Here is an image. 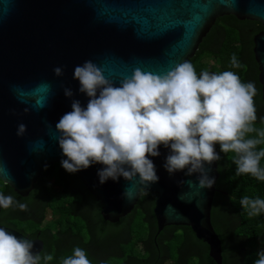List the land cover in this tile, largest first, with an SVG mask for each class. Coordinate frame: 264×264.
Returning <instances> with one entry per match:
<instances>
[{
  "label": "water",
  "instance_id": "95a60500",
  "mask_svg": "<svg viewBox=\"0 0 264 264\" xmlns=\"http://www.w3.org/2000/svg\"><path fill=\"white\" fill-rule=\"evenodd\" d=\"M218 21L238 32L244 81L255 84L257 120L264 119V0H0V193L27 205L26 211L15 203L0 207V227L18 239L33 240L34 254L53 256L48 264H61L77 246L91 264H102L121 257L117 244L130 242L128 224L139 208L148 229L142 243L148 259L127 258L124 264H163L168 257L161 242L176 230L183 237L177 264L189 257L198 264H242L246 238L232 235L238 217L226 197V162L219 144L220 159L205 165L215 178L211 188L200 189L199 174L187 176L186 169L170 175L163 167L170 149L163 145L159 156L149 157L159 180L147 191L138 192V177L101 184V164L76 173L61 166L63 192L81 196L69 210L84 220L88 244L67 230L56 233L53 243L45 231L26 235L5 224L42 219L47 197L41 177L66 158L55 125L71 111L73 99L87 104L73 79L75 66L91 60L116 86L137 67L163 74L185 60L192 62L202 50L216 52L223 38ZM56 67L63 69L62 76L54 74ZM44 84L47 90H41ZM64 87L73 90L72 98L64 95ZM20 123L27 126L22 137L16 134ZM126 187L138 193L131 201L123 198ZM142 192L150 197L139 203Z\"/></svg>",
  "mask_w": 264,
  "mask_h": 264
},
{
  "label": "clouds",
  "instance_id": "9594fccd",
  "mask_svg": "<svg viewBox=\"0 0 264 264\" xmlns=\"http://www.w3.org/2000/svg\"><path fill=\"white\" fill-rule=\"evenodd\" d=\"M230 65L240 68L233 54ZM54 74L63 75L56 67ZM73 79L79 82L78 92L86 95L87 104L73 99L71 111L56 123L57 141L62 155L63 169L76 173L93 164L104 167L98 170L101 184L123 177L147 188L158 182L156 168L149 157L160 155L163 145L170 149L163 167L173 175L187 170L185 175L198 173L197 186L211 188L215 178L210 177L213 162L220 159L215 150L219 144L223 153H234L237 175H250L264 181V129H257L253 82H242L233 71L197 75L190 61L176 64L163 74L134 68L130 76H123L116 86L104 71L91 60L74 68ZM63 87V86H62ZM44 84L41 90H47ZM68 98L74 96L69 87L63 88ZM40 104V102H37ZM42 106V105H41ZM25 113L29 109H24ZM27 126L20 123L17 136H23ZM256 136L249 138V134ZM184 181H181L183 183ZM192 182H189L191 186ZM126 187L123 198L131 201L137 196ZM21 211L27 205L14 201L10 195L0 193V207L14 205ZM241 207L249 217L264 213V199L242 197ZM34 241L18 239L0 227V264H48L51 254L33 253ZM253 264H264V250L257 252ZM61 264H91L86 251L79 246L70 256L62 257Z\"/></svg>",
  "mask_w": 264,
  "mask_h": 264
},
{
  "label": "trees",
  "instance_id": "16d2710c",
  "mask_svg": "<svg viewBox=\"0 0 264 264\" xmlns=\"http://www.w3.org/2000/svg\"><path fill=\"white\" fill-rule=\"evenodd\" d=\"M216 26L223 31V38L220 41L218 50L210 52L207 50L200 51L191 62L196 70L197 75L202 71L210 73H221L223 71H233L244 81L245 65L241 64L240 68H232L230 65L231 57L236 55L237 59L241 50V43L238 38V32L231 29L221 22H216ZM212 58L215 64L207 67L203 63L204 58ZM257 129H264V119L256 120ZM255 133L249 134V138L255 137ZM264 148V144L257 146V151ZM221 156L226 162L223 172V184L227 188L226 197L238 217L237 227L233 230L234 237L246 238L243 244L242 264H253L258 258L257 252L264 250V213L256 217H249L247 212L241 207L240 200L242 197L261 198L264 199V181H259L250 175H237L236 165L233 162L235 159L234 153H223ZM52 167V172L47 176L41 177L44 182V193L47 197V204L42 213V219L39 223L32 220H7L5 224L13 226L18 232L26 235L34 232H47L50 235L51 242H57V234H64L67 230L70 236H78L81 244H88L89 238L86 233L84 220L78 216L72 215L69 210L71 203L80 204L81 196L79 194H66L63 192L64 183L58 177V170L61 163H55ZM261 167H264V158L261 160ZM150 197V194L140 196L138 202ZM49 211L50 220L43 226L47 212ZM144 213L139 209H135V215L132 216L131 222L128 224V235L130 242L127 244H117V248L121 257L111 256L102 264H124L127 258L145 261L148 259V254L143 250L142 243L148 238L147 224L143 222ZM183 242V237L180 231L176 230L172 233V237L168 241H163L161 244L165 247L167 260L163 264H177L178 248ZM183 264H198L194 257L187 258Z\"/></svg>",
  "mask_w": 264,
  "mask_h": 264
},
{
  "label": "rangeland",
  "instance_id": "374dc122",
  "mask_svg": "<svg viewBox=\"0 0 264 264\" xmlns=\"http://www.w3.org/2000/svg\"><path fill=\"white\" fill-rule=\"evenodd\" d=\"M203 63L206 64L207 67H209V66L215 64L216 62H215L214 59L208 57V58H204V59H203ZM145 194H146V193H143V192H142V193L140 194V196L145 195ZM49 215H50V214H49V211H48L47 214H46V217H45V221L42 223L41 226H43L46 222H48V221L50 220V216H49Z\"/></svg>",
  "mask_w": 264,
  "mask_h": 264
},
{
  "label": "flooded vegetation",
  "instance_id": "af4514ba",
  "mask_svg": "<svg viewBox=\"0 0 264 264\" xmlns=\"http://www.w3.org/2000/svg\"><path fill=\"white\" fill-rule=\"evenodd\" d=\"M39 233V232H38Z\"/></svg>",
  "mask_w": 264,
  "mask_h": 264
}]
</instances>
